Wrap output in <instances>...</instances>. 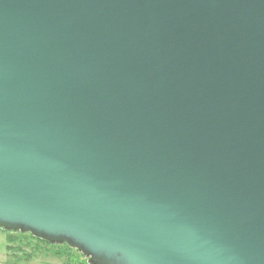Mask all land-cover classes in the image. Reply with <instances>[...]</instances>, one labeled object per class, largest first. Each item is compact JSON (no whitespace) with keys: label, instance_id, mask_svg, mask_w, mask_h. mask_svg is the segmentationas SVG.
Returning a JSON list of instances; mask_svg holds the SVG:
<instances>
[{"label":"water","instance_id":"1","mask_svg":"<svg viewBox=\"0 0 264 264\" xmlns=\"http://www.w3.org/2000/svg\"><path fill=\"white\" fill-rule=\"evenodd\" d=\"M0 229L264 264V0H0Z\"/></svg>","mask_w":264,"mask_h":264},{"label":"rangeland","instance_id":"2","mask_svg":"<svg viewBox=\"0 0 264 264\" xmlns=\"http://www.w3.org/2000/svg\"><path fill=\"white\" fill-rule=\"evenodd\" d=\"M7 232L0 230V262H7L9 259L15 260L16 257L13 253L14 250L7 249ZM17 246V244H15ZM24 246V245H23ZM60 249L65 250L63 247ZM30 253L31 248L29 246H24V250L16 251L18 255H24V253ZM34 253V252H33ZM20 264H87L86 259L78 253L76 250L72 249L69 254L64 253L61 256L53 253H46L44 251H39L34 253L30 260L22 259Z\"/></svg>","mask_w":264,"mask_h":264},{"label":"trees","instance_id":"3","mask_svg":"<svg viewBox=\"0 0 264 264\" xmlns=\"http://www.w3.org/2000/svg\"><path fill=\"white\" fill-rule=\"evenodd\" d=\"M7 242H8L7 249L9 251L14 250L15 253L13 254L16 257V259L15 260L9 259L7 262H4V263L0 262V264H20V261L22 259L30 260L33 257L34 253L39 252V251H44L46 253L50 252V253L61 256L64 253L69 254V252L72 250V248L68 247L65 244L51 245L50 243L46 241L37 239L31 236L30 234H26V233L7 232ZM15 244H17V246H15ZM23 245L29 246L32 252L30 253L25 252L24 255H18L16 251L24 250ZM60 247H63L65 250L60 249Z\"/></svg>","mask_w":264,"mask_h":264}]
</instances>
